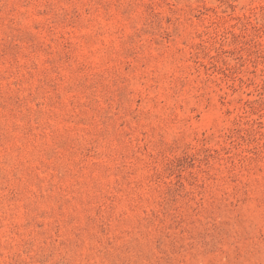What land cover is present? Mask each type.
<instances>
[{
  "label": "rangeland",
  "instance_id": "obj_1",
  "mask_svg": "<svg viewBox=\"0 0 264 264\" xmlns=\"http://www.w3.org/2000/svg\"><path fill=\"white\" fill-rule=\"evenodd\" d=\"M0 264H264V0H0Z\"/></svg>",
  "mask_w": 264,
  "mask_h": 264
}]
</instances>
